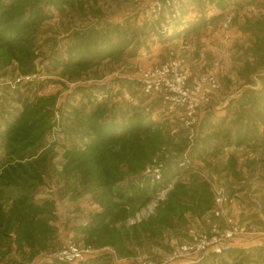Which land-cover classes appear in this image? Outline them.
<instances>
[{
	"label": "rangeland",
	"instance_id": "rangeland-1",
	"mask_svg": "<svg viewBox=\"0 0 264 264\" xmlns=\"http://www.w3.org/2000/svg\"><path fill=\"white\" fill-rule=\"evenodd\" d=\"M41 4L52 15L35 33L34 72L21 73L17 59L0 58V136L6 134L8 123L27 102L56 98L49 103L54 129L46 137L48 163L35 198L50 196L54 200L50 224L59 236L39 254L41 261L30 259L27 250L22 254L7 244L0 248V264H51L55 260L52 256L68 245L92 252L94 258L110 255L113 264H181L183 258H177V249L191 233L202 232L205 217L214 206L215 192L223 188L230 193L229 182L221 175L230 170L233 179L241 176L240 165L227 161L232 155L225 149L201 163L198 156L192 159L202 147V136L209 138L208 142L220 141L222 135L215 134L226 117L232 123L227 127L230 130L249 121L252 132L246 128V138L254 136L256 128L264 127V116H260L264 104H258L264 100V0H72L64 1L61 9L55 2L46 4L42 0ZM93 28L100 35L95 34L89 40L91 44H85L87 32ZM77 34L86 35L78 38ZM75 44L91 50L111 45L117 51L114 48L112 55L96 57L90 63L69 65ZM160 78L174 87V82L182 79L188 95L168 92L171 86L156 87ZM150 85L153 87L149 90ZM189 95L196 100L191 102ZM97 109L104 113L96 120L105 125L134 123L143 117L161 129L140 134L148 143L158 144L154 153L146 151L152 155L134 176L137 187L149 188L148 199L130 204L94 190L74 195L75 190L87 187V176L68 166L78 155L67 156L66 151L75 147L86 150L90 138L84 120ZM225 110L230 113L217 122L211 119L212 124L202 129L204 115L224 114ZM2 138L0 157L4 156ZM115 146L119 147L113 143L111 148ZM210 149L213 152V146ZM251 164L243 167L249 169ZM155 170L159 177L150 176ZM198 182L205 183L211 193L209 209L202 201L206 196L201 187L194 193L190 189ZM177 184L187 190L179 192L185 208L182 215L177 210L172 224L151 225L170 205L172 194L178 192ZM230 199L239 225L252 232L263 218V202L250 208L232 195ZM12 201L5 203V211ZM116 204L114 209H126L125 217L110 223L109 227L118 231L86 228L89 219ZM258 230L264 238V229ZM116 233L121 234L122 253L110 242ZM184 263L203 262L195 258Z\"/></svg>",
	"mask_w": 264,
	"mask_h": 264
},
{
	"label": "trees",
	"instance_id": "trees-1",
	"mask_svg": "<svg viewBox=\"0 0 264 264\" xmlns=\"http://www.w3.org/2000/svg\"><path fill=\"white\" fill-rule=\"evenodd\" d=\"M64 1L67 3L72 0H45V3L55 2L61 9ZM41 3L42 0H0V49L5 50L0 51V58L17 59L21 73L34 72L35 33L39 25L52 15L42 8ZM99 33L93 28L87 32L86 37V34H77V37L88 39L85 42L87 44L95 34H97L95 37H98ZM104 37L106 38L105 35ZM79 47L81 46L75 44L70 52L69 65L90 63L96 57L103 59L107 55H112L114 48L117 51V47L111 45L103 46L101 50H91V47L83 50ZM55 99L40 97L33 102H27L14 120L8 123L6 134L0 136V139L3 137L2 140L5 141L4 156L0 157V248L5 247L3 244L6 242L13 243L17 247L16 250L22 254L27 250L30 259L46 250V245L53 242L57 234L56 227L50 224L54 217L52 214L54 202L52 200L37 202L35 199L37 191L43 185V174L48 163L46 137L54 129L53 111L49 103ZM101 113L104 112L97 109L84 120L86 136L90 138L87 140L86 150L75 147L66 151L67 156L78 155L77 158L70 159L68 166H72V170L83 171L87 176V187L82 191L75 190L74 195L79 196L94 190L109 197L115 196L130 204L138 203L144 198L148 199L149 188L137 187L134 176L143 169L145 161L152 155L146 151L154 153V146L158 144L157 141L155 144L148 143L140 134L153 133L161 129L143 117L136 118L138 120L134 123L105 125L106 123L96 120ZM113 143H117L119 147L115 146V149H112ZM126 179L129 181L124 183ZM200 187L202 194L206 196L202 198L206 204L205 209H209L212 197L208 186L198 182L196 187L190 189L194 193L200 190ZM175 188L178 192L172 194L170 205L160 219L152 220L151 225L158 222L172 224V215L177 210L182 215L185 208L182 207V196L179 192L187 190L181 184H177ZM12 198L9 210L5 211V203ZM115 206L118 204L105 207L102 213L91 218L86 228L96 232L107 229L116 231L117 229L109 227L110 223L125 217L126 209L121 207L114 209ZM120 235L116 233L112 239L110 238V242L122 253L125 249Z\"/></svg>",
	"mask_w": 264,
	"mask_h": 264
},
{
	"label": "crops",
	"instance_id": "crops-1",
	"mask_svg": "<svg viewBox=\"0 0 264 264\" xmlns=\"http://www.w3.org/2000/svg\"><path fill=\"white\" fill-rule=\"evenodd\" d=\"M241 103L243 104V102ZM262 103L264 104V100L263 102L258 101L259 106ZM262 108L264 109V107ZM214 113H215L214 115L208 113L207 117L205 115L203 116L202 129H204L206 124H212L211 119H213L214 122H217L220 120V117L228 115V113L230 112L227 113V110H225L224 114H222L223 112H214ZM263 114L264 112H261L260 116H264ZM209 119L210 121H208ZM222 120H225V122L220 121L221 124H219V127L217 128V133L215 135L217 136L222 135V137L225 139L222 138L220 139V141L217 140L218 142H212V140L208 142L209 138H205L204 136H202V147H200V149L196 151L198 152V154L193 155L192 159L193 157L195 159L198 156V158L202 160V161L200 160L201 163L206 161V159L210 158V156L212 155L215 154L218 155L222 149H225L226 151H230L232 157H228L227 161L230 160L232 162H238V164L240 165L239 170H241L240 171L241 176L237 179H233L232 173H229L230 170L229 171L226 170V172H224L221 175L222 178L224 177L228 180L229 187H231L230 189L231 195L234 196V199L239 204L244 202L242 204L243 205L245 204L246 207L252 208L260 200L264 204V127H260L258 129L256 128V130L253 132L254 136H250L246 138L247 136L245 132L246 128L250 129L248 133L252 132L250 128L251 124L249 123V121L246 123V125L243 124L242 127L240 126L236 127V130H230L227 129V127L228 126L231 127L232 124L231 122H229L230 121L229 117L223 118ZM232 134L235 137L232 138L231 137ZM212 146H213V150H212L213 152H210L211 151L210 148ZM200 152H202V154ZM251 162L252 164L250 165L249 169L243 167L244 164ZM40 189L41 188H39L38 191H40ZM38 191L35 196L39 195ZM35 199L37 200V202L52 200L50 196H46L43 199L42 198L41 199L35 198ZM262 217L263 218L261 219V221L256 222L257 226L259 227V228L256 227V229L257 228L260 230L264 229V215H262ZM90 222L91 219H89L88 224H90ZM107 222H109V220H107ZM88 224L86 226H88ZM256 234L257 235L251 234L244 238H238L237 240H235L233 249L231 250L230 253L218 259L215 258L214 256H209L202 264H264V238L260 237L261 234L259 233ZM58 236L53 241L58 239ZM7 244L8 247L10 246L13 247L11 248V250H15L16 252H18L16 250L17 247L15 246V244L13 243L9 244L6 242V244L3 245L7 247ZM40 255H37L35 258H39L38 256ZM110 257H111L110 255L103 254V255H99L96 258L94 257L90 258L87 263L78 262L75 264H88L92 260L94 261L93 263L95 264H113ZM51 262H52L51 264L57 263L56 260ZM179 262L181 264H185L182 260ZM32 264H36V262Z\"/></svg>",
	"mask_w": 264,
	"mask_h": 264
},
{
	"label": "built area",
	"instance_id": "built-area-1",
	"mask_svg": "<svg viewBox=\"0 0 264 264\" xmlns=\"http://www.w3.org/2000/svg\"><path fill=\"white\" fill-rule=\"evenodd\" d=\"M164 77V76H161ZM183 80L178 79V82H174L173 85L169 82H164L163 78H160L156 82V87H161L163 85L169 88L168 92H173L174 94H179L181 96L188 95L189 91L183 89ZM153 86H149L150 90ZM208 93L211 92L207 88ZM191 99V102L196 100L195 98ZM203 99V98H202ZM183 162V163H182ZM184 165V161L180 162V165ZM151 177H159L160 174L155 170V172L150 174ZM220 188L219 192H215L214 206L211 211L208 213V217H205L204 227L200 234L191 233L186 239L185 243L177 249V258H183L184 262H189L196 258V262H204L209 256H214L215 258H221L233 249L235 240L241 238L242 236H247L248 234H256L257 229H253L251 232L248 228L239 225L240 221L238 220L239 216H236L234 213V203L230 199V193H226L223 189V194L221 193ZM233 204V205H231ZM262 205V204H260ZM263 206V205H262ZM247 214V213H246ZM76 246H66L62 252L57 256L54 255L56 261H61L62 263H73L79 262L83 263L89 261L92 252H83L79 251L81 249H76ZM83 252V253H82ZM181 261V260H180Z\"/></svg>",
	"mask_w": 264,
	"mask_h": 264
}]
</instances>
